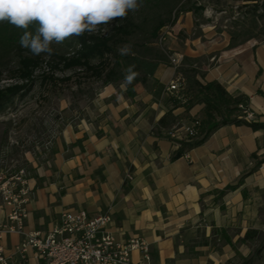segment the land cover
<instances>
[{
	"label": "crops",
	"instance_id": "0c3cea01",
	"mask_svg": "<svg viewBox=\"0 0 264 264\" xmlns=\"http://www.w3.org/2000/svg\"><path fill=\"white\" fill-rule=\"evenodd\" d=\"M176 23V30L192 27L191 12ZM216 35L202 33L173 51L195 59L202 83L218 81L246 97L241 106L264 122V41L228 48L229 37ZM179 76L160 64L147 87L108 84L61 127L44 166L32 161L27 231L46 233L63 211L84 210L90 218L109 211L108 232L121 242L142 238L152 264H264V162L255 167L264 132L226 124L193 145L196 138L177 145L165 129L158 133L167 111L184 110L173 108L166 91ZM201 109L193 106L189 117ZM19 239L11 233L0 242L9 253Z\"/></svg>",
	"mask_w": 264,
	"mask_h": 264
},
{
	"label": "trees",
	"instance_id": "16d2710c",
	"mask_svg": "<svg viewBox=\"0 0 264 264\" xmlns=\"http://www.w3.org/2000/svg\"><path fill=\"white\" fill-rule=\"evenodd\" d=\"M175 0H163L162 3L168 7ZM215 4L219 1L214 0ZM250 14L251 23L257 26L264 17V0H250V3L243 4ZM203 7L201 5H191L182 7L180 12H192L194 17L201 16ZM248 13H244L247 16ZM177 16L170 20L163 18H153L150 28V35L147 40L132 43L134 55L121 56L118 48L141 28L131 11L126 18L113 19L108 25H100L99 30L94 33L85 32L80 36H73L63 43L68 46L67 51L62 53L54 52L47 59L43 55H33L30 51L25 53V48L19 44V38L23 34V29L17 28L7 21L0 22V58L13 53L16 57L12 73L9 79L14 80L0 87V114L13 105L17 96L27 92L32 87L34 74L42 66L51 70L50 75L43 78L54 80L53 73L56 70L72 71L79 70L88 73V77L101 82V87L108 84L122 83L125 69L128 65L135 64L139 75L126 87L127 91L132 90L135 83L148 86L150 78L160 64H168L167 56L155 45L160 36L161 29L168 24H173ZM199 23H195L198 25ZM107 26V31H103ZM231 29L229 33L228 48L235 47L249 40L251 37H242L247 31L243 29ZM35 25H30L29 31H34ZM28 50V49H26ZM195 59L184 57L182 65L176 69L175 75L183 78L181 88L176 95L170 96L173 108L183 107L180 115H173L172 111H167L158 121L156 128L159 133L161 129L168 130L181 120L190 122L199 121L197 126L198 134L194 137L197 140L188 145L196 144L204 140L219 126L226 124L246 125L252 130H262L264 132V122L246 121L242 117L241 104L246 100L243 95L233 96L218 81L202 83L199 77H203V72L192 63ZM195 103L202 104V109L197 117H189L188 112ZM264 150V140L261 145ZM182 149L177 151L174 157L181 156ZM256 158V154H253ZM264 162V151L257 159L255 167Z\"/></svg>",
	"mask_w": 264,
	"mask_h": 264
},
{
	"label": "rangeland",
	"instance_id": "374dc122",
	"mask_svg": "<svg viewBox=\"0 0 264 264\" xmlns=\"http://www.w3.org/2000/svg\"><path fill=\"white\" fill-rule=\"evenodd\" d=\"M162 1L140 0V8L131 13L141 28L122 45L147 40L153 18L171 20L173 16H177L176 21L161 29L163 40L155 42L167 56V66H171L169 56L180 54L174 53L175 46H181L186 40H192L202 33L209 35L216 32L218 38L222 37L221 33L229 37V30L240 29L243 24V29L247 32L242 37L250 36L249 40L264 41V17L255 27L249 18L251 13L246 12L247 8L243 7V4L250 3V0H218L217 4L214 0H175L168 7H165ZM194 4L203 7L201 16L195 18L191 12L192 27L176 30L178 18L186 13L180 12L181 8ZM244 13H248L247 16ZM181 22H184L183 17ZM196 22L199 24L195 25ZM107 28L104 26L103 31H107ZM51 47L53 53H62L68 49L64 43H53ZM28 51L25 49V53ZM41 55L45 59L50 57L46 53ZM183 59L184 56L176 69L182 65ZM15 60L13 53L0 58V87L14 82L9 76ZM50 73L51 70L45 65L36 70L30 90L17 96L13 105L0 114V174L3 173L6 179L11 178L10 181H16L21 170L22 177H33L35 171L32 161L44 166L52 154L53 143L61 127L68 121L76 120L82 108L90 105L95 94L102 89L101 82L88 77V73L84 71L56 70L53 73L54 80H45L43 76ZM178 80L181 85L183 81L180 78ZM197 104L199 103L193 106ZM30 193L32 194V191ZM0 204L3 206L5 219L10 207L5 204L1 191Z\"/></svg>",
	"mask_w": 264,
	"mask_h": 264
},
{
	"label": "built area",
	"instance_id": "2783aa9c",
	"mask_svg": "<svg viewBox=\"0 0 264 264\" xmlns=\"http://www.w3.org/2000/svg\"><path fill=\"white\" fill-rule=\"evenodd\" d=\"M162 40L163 34L158 38V41ZM182 58L181 54L169 56L173 69L180 65ZM180 88L176 78L167 84L166 91L176 95ZM240 108L242 117L246 121H253V114L242 106ZM198 125V120L187 124L177 123L165 130V135L179 145L198 134ZM184 156L187 157V154ZM21 174L22 170L16 181H10L11 178L6 179L3 173L0 174V191L5 204L10 207L6 218L0 221V240L11 233L20 236L9 253L5 252L0 242V264H28L30 252L35 264H152L148 244L142 238L133 237L121 242L108 232L107 226L111 222L109 211L91 218L84 210L63 211L57 223L46 233L27 231L24 219L31 189L28 179ZM127 178L131 177L127 175ZM134 251L140 255L136 262L131 258Z\"/></svg>",
	"mask_w": 264,
	"mask_h": 264
},
{
	"label": "clouds",
	"instance_id": "9594fccd",
	"mask_svg": "<svg viewBox=\"0 0 264 264\" xmlns=\"http://www.w3.org/2000/svg\"><path fill=\"white\" fill-rule=\"evenodd\" d=\"M140 6V0H0V22L24 30L19 38L22 48L33 55L51 56L53 43L97 32L100 25L126 18ZM30 25H35L34 31L28 30ZM118 52L121 56L134 55L131 43L120 46ZM138 75L136 65H128L121 87L126 88Z\"/></svg>",
	"mask_w": 264,
	"mask_h": 264
}]
</instances>
